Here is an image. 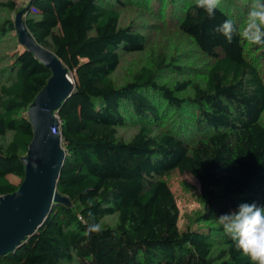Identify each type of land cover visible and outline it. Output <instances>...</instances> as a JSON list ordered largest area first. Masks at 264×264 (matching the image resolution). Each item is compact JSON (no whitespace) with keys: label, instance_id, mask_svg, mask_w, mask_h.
<instances>
[{"label":"trees","instance_id":"16d2710c","mask_svg":"<svg viewBox=\"0 0 264 264\" xmlns=\"http://www.w3.org/2000/svg\"><path fill=\"white\" fill-rule=\"evenodd\" d=\"M248 4L221 0L209 17L195 0H29L28 31L73 77L56 111L70 202L0 264H252L214 224L264 206V46L215 31ZM19 9L0 0V196L25 178L28 108L52 75L19 39ZM174 170L199 182L206 228L179 227ZM93 222L102 232L85 235Z\"/></svg>","mask_w":264,"mask_h":264},{"label":"water","instance_id":"95a60500","mask_svg":"<svg viewBox=\"0 0 264 264\" xmlns=\"http://www.w3.org/2000/svg\"><path fill=\"white\" fill-rule=\"evenodd\" d=\"M16 26L19 38L51 70L52 75L28 108L33 136L23 157L26 175L19 187L0 196V255L13 251L42 225L54 202L69 203L57 190L60 170L66 155L61 135L53 129L59 123L56 111L73 90L70 71L51 50L39 45L28 31L22 13ZM21 18L23 25H19Z\"/></svg>","mask_w":264,"mask_h":264},{"label":"clouds","instance_id":"9594fccd","mask_svg":"<svg viewBox=\"0 0 264 264\" xmlns=\"http://www.w3.org/2000/svg\"><path fill=\"white\" fill-rule=\"evenodd\" d=\"M195 4L212 17L221 0H195ZM215 31L228 42L238 36L250 45L264 46V0H249L246 16L240 25L232 19H225ZM89 206H93L91 201ZM218 224L236 250L248 257L252 264H264V206L242 203L230 214L219 216ZM102 230L101 223L93 222L88 224L85 235L100 234Z\"/></svg>","mask_w":264,"mask_h":264},{"label":"rangeland","instance_id":"374dc122","mask_svg":"<svg viewBox=\"0 0 264 264\" xmlns=\"http://www.w3.org/2000/svg\"><path fill=\"white\" fill-rule=\"evenodd\" d=\"M27 1L28 0H18V6L20 9L14 14L15 21L17 20L18 13L21 9L26 7L25 5ZM23 15L24 12L22 13L21 18H23ZM21 18L19 19L20 26L23 25ZM18 30L20 31V28ZM71 79H73L72 76ZM169 181L180 208L179 227L186 228L187 226H190L191 228H206L204 224L205 222L194 220L196 215L202 211L204 204L203 199L199 194V182L197 179L189 172H179L178 170H174L169 176ZM117 220V214L105 216L102 220V224H116ZM217 223L218 222H214V224Z\"/></svg>","mask_w":264,"mask_h":264},{"label":"built area","instance_id":"2783aa9c","mask_svg":"<svg viewBox=\"0 0 264 264\" xmlns=\"http://www.w3.org/2000/svg\"><path fill=\"white\" fill-rule=\"evenodd\" d=\"M28 2H29V0L27 1V3H26V5L28 4ZM25 5V6H26ZM70 75H71V73H70ZM72 76V75H71ZM71 76L69 77L70 79H71ZM72 80V82H73V79H71ZM56 115H57V113H56ZM53 131L54 132H59V134L61 135V130H60V120H59V123L57 124V126L53 129Z\"/></svg>","mask_w":264,"mask_h":264}]
</instances>
